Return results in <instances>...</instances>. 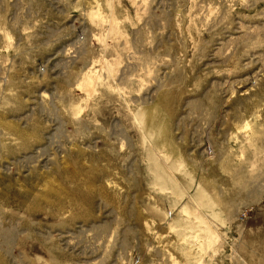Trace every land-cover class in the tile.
Returning a JSON list of instances; mask_svg holds the SVG:
<instances>
[{"label":"rangeland","instance_id":"1","mask_svg":"<svg viewBox=\"0 0 264 264\" xmlns=\"http://www.w3.org/2000/svg\"><path fill=\"white\" fill-rule=\"evenodd\" d=\"M0 264H264V0H0Z\"/></svg>","mask_w":264,"mask_h":264},{"label":"bare ground","instance_id":"2","mask_svg":"<svg viewBox=\"0 0 264 264\" xmlns=\"http://www.w3.org/2000/svg\"><path fill=\"white\" fill-rule=\"evenodd\" d=\"M99 9V8H98ZM92 15H91V19H92V21H95V22H99L100 21V14H99V12L98 11H95L94 13H91ZM102 20V19H101ZM97 24H99V23H97ZM113 21H111L110 22V25H109V28H108V31H109V33H112V35H113ZM107 70L109 71V73H111V70L110 69H108L107 68ZM100 85H102V77H101V75L99 74V72L97 71V72H93V70L92 71H89V72H87L86 74H84L82 77H81V80H80V82L78 83V85H77V88L81 91V92H83L87 97H91L93 94H95L96 92H97V88H98V86H100ZM79 113H81V111H80V109L79 108H76V111H75V114L76 115H79ZM152 116V115H151ZM153 121H154V119L153 118H151L150 120H149V125H153V124H155V121H154V123H153ZM147 123V124H148ZM148 125V126H149ZM157 125H159V127H160V122L159 123H157ZM245 127V126H244ZM153 127H150L149 126V129H150V131H151V129H152ZM162 129H163V127H162ZM154 133V132H153ZM158 133V132H157ZM152 137H153V139H154V141H155V143L156 144H158V143H162V144H164V142L166 141V136L164 135V133H161V135H158L157 134V136L156 135H152ZM161 138H163L162 140H160ZM170 142V141H169ZM170 144V143H169ZM168 144V146L170 147V148H173L171 145H169ZM173 150H174V148H173ZM154 151H155V153L157 154V156L159 157V159L162 161V163H163V165H164V169H167L168 170V172L171 170V168L167 165V162H169V157H167L166 155H164V153L163 152H159L160 150H156V149H154ZM177 162V161H176ZM179 164H177L178 165V169H180V170H182V162L181 161H179L178 162ZM171 173V172H170ZM198 211H199V209H198ZM204 222V221H203ZM206 223V222H205ZM209 227V226H208Z\"/></svg>","mask_w":264,"mask_h":264}]
</instances>
